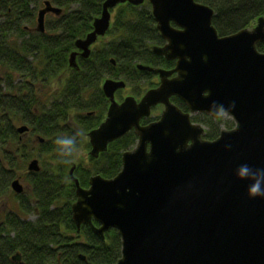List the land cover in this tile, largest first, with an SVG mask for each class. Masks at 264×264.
Instances as JSON below:
<instances>
[{
  "label": "water",
  "instance_id": "obj_1",
  "mask_svg": "<svg viewBox=\"0 0 264 264\" xmlns=\"http://www.w3.org/2000/svg\"><path fill=\"white\" fill-rule=\"evenodd\" d=\"M145 1L166 43L152 52L176 61L175 68L138 64L139 71L159 79L139 101L128 96L117 103L115 93L125 82L104 81L109 107L104 121L86 135L88 156L97 159L130 131L137 143L122 154L115 177L92 176L86 189L73 176L72 165V222L77 230L88 226L99 238L115 230L121 243L116 264H264V198L246 196L257 177L264 183V52L257 50L264 42V17L252 28L219 36L212 25L213 10L195 0H105L92 31L75 42L77 51L69 54L68 67L79 71L77 58L88 59L91 47L105 37L111 9L139 7ZM43 5L36 18L38 33L45 31L46 15L62 12L49 1ZM172 97L188 113L172 104ZM156 106L162 107L159 120L141 126ZM221 108L230 113L234 127L207 141L190 115L212 117ZM27 131L26 126L17 128L19 134ZM243 167L250 173L241 178ZM27 170L38 172V160ZM11 188L23 193L18 180ZM12 261L20 262V256Z\"/></svg>",
  "mask_w": 264,
  "mask_h": 264
},
{
  "label": "trees",
  "instance_id": "obj_2",
  "mask_svg": "<svg viewBox=\"0 0 264 264\" xmlns=\"http://www.w3.org/2000/svg\"><path fill=\"white\" fill-rule=\"evenodd\" d=\"M41 1L43 4L44 0H0V198L8 196L14 172L22 171L31 159L38 158L42 164V172L27 180L38 201L35 218L30 219L32 212L23 206L24 218L0 215V264H116L121 243L115 230L99 238L86 226L78 231L74 227L70 208L75 188L68 172L75 164L74 176L83 188L94 175L111 179L121 169L122 153L134 146L135 136L129 133L111 143L98 159L79 157L80 151L89 150L85 134L104 119L106 102L100 82L122 80L137 97L153 86L152 75L137 71L138 64L168 69L173 62L151 53L160 38L146 2L139 7L118 6L107 41L87 60H79V71L70 69L68 56L74 41L92 30L105 0H46L63 14L50 18L44 34L29 32L35 28ZM195 1L213 10L212 25L219 36L250 28L264 17V0ZM257 50L264 52V42ZM39 83L40 95L32 89ZM172 102L182 106L177 99ZM16 123L27 125L43 143L21 140ZM205 125V138H217L220 129L209 119ZM72 134H77V144L65 163L55 140ZM16 254L18 263L12 261Z\"/></svg>",
  "mask_w": 264,
  "mask_h": 264
},
{
  "label": "flooded vegetation",
  "instance_id": "obj_3",
  "mask_svg": "<svg viewBox=\"0 0 264 264\" xmlns=\"http://www.w3.org/2000/svg\"><path fill=\"white\" fill-rule=\"evenodd\" d=\"M46 0H44L43 1V3L45 2ZM50 2V1H49ZM51 3V2H50ZM104 3V2H103ZM146 2H144V4H145ZM51 5H52V3H51ZM42 6H43V4H42ZM54 8H57L56 6H54V5H52ZM43 8V7H42ZM117 8H118V6L117 7H115L114 9H111L110 10V14H111V17L113 16V19H114V15H115V13H116V10H117ZM41 8H38V10H36V18H37V14H38V11L40 10ZM57 9H60V8H57ZM61 11H62V9H60ZM101 11H102V9H101ZM63 14V11L61 12V14L60 15H62ZM59 15V16H60ZM101 15V14H100ZM59 16H56V15H53V14H48V15H46V17H45V19L47 18V17H49V18H51V17H59ZM98 18V17H97ZM113 19L111 18V20H110V26H111V23H112V21H113ZM94 21V20H93ZM92 24H93V22H92ZM253 26V25H252ZM251 26V27H252ZM36 27V26H35ZM156 27V26H155ZM110 29V28H109ZM246 29H249V28H246ZM29 32H33V33H38V32H36L35 31V28H33V29H31V30H28ZM92 31V30H91ZM90 31V32H91ZM109 31V30H108ZM46 32V25H45V31H44V33ZM89 32V33H90ZM44 33H38V34H44ZM88 34V33H87ZM86 34V35H87ZM107 34V33H106ZM85 35V36H86ZM158 35H159V33H158ZM85 36H84V38H85ZM107 37H106V35H105V37H103V38H99L98 40H97V42L91 47V50H92V52L96 49V48H100V45L101 44H103V43H105L106 41H105V39H106ZM159 38H160V42H159V44H157V45H153L152 47H151V53H152V48L153 47H163L166 43H165V41L160 37V35H159ZM82 39V38H81ZM78 39H76L75 41H74V48H73V50L71 51V53L72 52H74V51H77L76 50V47H75V42L77 41ZM91 52V53H92ZM154 55V54H153ZM156 56V55H155ZM157 57H159V56H157ZM160 58H162V57H160ZM164 59V58H163ZM79 60H84V59H82L81 57H78L77 58V63H78V65H79ZM165 60V59H164ZM166 61V60H165ZM167 62H173V66L171 67V68H168V69H165V68H162V67H152V66H148V65H144V66H148V67H151V68H153V69H163V70H172V69H174L175 68V64H176V61H167ZM140 65H142V64H140ZM137 69V68H136ZM137 71H139L138 69H137ZM140 72H145V73H147V74H150V75H152V80L151 81H153V86L152 87H146L145 88V90L139 95V96H137V97H135L134 95H132V93L130 94V95H126V96H121V93L122 92H125V90H127V89H130V87L127 85V83L125 82V84H126V87L123 89V90H119V91H117L116 93H115V100H116V102L117 103H121L123 100H124V98H126V97H128V96H132V97H134L137 101H139L140 99H141V97L145 94V92H147L148 90H150V89H154V88H156L157 86H158V83H159V79H158V75L157 74H155V73H149V72H146V71H140ZM176 74H174L172 77H174ZM107 79H110V78H105V79H103L101 82H100V84H99V91H100V93H101V95H102V97L104 98V100H105V102H106V111H105V115H104V119H105V117H106V113H107V110H108V107H109V101H108V99L105 97V95H104V93H103V91H102V85H103V83H104V81L105 80H107ZM112 80H114V79H112ZM25 81H27V82H29L28 81V79L27 80H25ZM114 81H122V80H114ZM56 87H54V89H55ZM32 89H33V91L34 92H36V90H38V95H40L41 93H42V86L40 85V83L39 84H36V85H34L33 87H32ZM172 99H177L178 101H180V105H182V106H179V105H176L175 103H173L172 102ZM170 101H171V103L172 104H174L176 107H178L182 112H184V113H188V108H187V106L180 100V99H178L177 97H172L171 99H170ZM182 107V108H181ZM183 107L186 109V111H183L184 109H183ZM156 111H158V115L157 116H152V114L154 113V112H156ZM161 111H162V107L161 106H156V107H154V108H152L151 109V113H150V116L148 117V118H144V119H142L141 120V122H140V125L141 126H146V125H148V124H150V123H153V122H156V121H158L159 120V118H160V114H161ZM89 115H91L92 113H88ZM104 119L102 120V122L104 121ZM208 119L213 123V126H215L214 125V123H218L219 121H220V119H214V118H211V117H207V116H205V115H201V114H197V115H190V121H191V123L192 124H196V125H199V126H201L202 128H203V130H204V139L205 140H207L205 137H206V132L208 131V127H206V122H208ZM101 122V123H102ZM100 123V124H101ZM99 124V125H100ZM98 125V126H99ZM21 126H26L27 128H28V131L27 132H25L24 134H19L18 132H17V128H19V127H21ZM21 126H19V127H16V132L18 133V135L20 136V139L21 140H27L29 143H31V144H34V145H40V144H42L43 142H40L39 140H40V138L42 139V137L39 135V134H37V133H35L34 131H32V129L31 128H29L27 125H21ZM205 127L207 128V130H205ZM96 129V128H95ZM94 130V129H93ZM222 130L220 129L219 130V133L221 132ZM129 133H133V135L135 136V143H134V146H136V143H137V137H136V135L134 134V132L133 131H130ZM128 133V134H129ZM127 134V135H128ZM126 135V136H127ZM124 138V137H123ZM85 139L87 140V138H86V134H85ZM122 139V138H121ZM216 139V138H215ZM214 139V140H215ZM43 140V139H42ZM207 141H213V140H207ZM87 142H88V140H87ZM89 144V143H88ZM133 146V147H134ZM88 157V156H87ZM35 159H37L38 160V158H35ZM85 159V158H84ZM32 160H34V159H31V160H29L28 162H27V164H26V166H25V168L22 170V171H17V172H14V179L13 180H11L10 181V184H9V189H10V192L8 193V196L7 197H5V196H2L1 198H0V200H1V202L3 203V208H2V211H3V213H1V215H5V214H7V213H10V214H12V215H14V216H16V217H19V218H24V216L22 215V212L24 211L23 210V208H22V206L26 209V207H28L29 209L28 210H30L31 212H32V214H33V216H31L30 217V219L32 218V217H34V213H37L38 211H37V209H36V204L38 203V201L36 200V192H35V190L34 189H32L31 188V185H29V183L27 182V180H28V178H29V175H31V174H37V173H41L42 172V164H41V162L38 160V168H39V171L38 172H36V173H34V172H28V170H27V168H28V164L32 161ZM72 167V166H71ZM15 180H18L19 181V183L21 184V186H22V188H23V193H21V194H16L15 192H13L12 191V188H11V184H12V182H14ZM73 184V183H72ZM83 188V187H82ZM86 188H88V186L86 187ZM85 188V189H86ZM11 195V197L14 199V200H16L17 202H16V207H17V209H14L13 207H11V206H8V203H7V199L9 198V196ZM74 197H75V192H74ZM40 200H42V195H40ZM74 202H75V200H74ZM73 202V203H74ZM25 204H27L28 206H26ZM71 209V208H70ZM1 218V217H0ZM35 218V217H34ZM84 226V225H83ZM87 227V226H86Z\"/></svg>",
  "mask_w": 264,
  "mask_h": 264
},
{
  "label": "clouds",
  "instance_id": "obj_4",
  "mask_svg": "<svg viewBox=\"0 0 264 264\" xmlns=\"http://www.w3.org/2000/svg\"><path fill=\"white\" fill-rule=\"evenodd\" d=\"M215 119H222L230 115L226 109L221 108L215 114H210ZM77 134L61 136L55 140V144L58 146V154L64 158L62 162H69V158L72 157L76 144ZM250 173V169L247 167H243L239 170L238 175L241 178L247 177ZM246 196L248 199H262L264 198V183L261 182L259 177L255 180V182L251 183L246 189Z\"/></svg>",
  "mask_w": 264,
  "mask_h": 264
},
{
  "label": "rangeland",
  "instance_id": "obj_5",
  "mask_svg": "<svg viewBox=\"0 0 264 264\" xmlns=\"http://www.w3.org/2000/svg\"><path fill=\"white\" fill-rule=\"evenodd\" d=\"M43 6H42V1H41V5H40V8H42ZM38 10V9H37ZM112 19H113V16L111 17ZM50 20V18L49 17H47L46 19H45V25H46V23L48 22ZM105 41H106V39H105ZM131 94V90L130 89H127V90H125V92H122L121 93V96H126V95H130ZM158 115V111H156V112H154L153 114H152V116H157ZM22 125V123H16V126L17 127H19V126H21ZM214 125H215V127L217 126L218 127V129H221V130H230V129H232L233 127H234V123H233V121L229 118V117H225V118H222V119H220V121L218 122V123H214ZM207 127V126H206ZM205 127V130H207V128ZM83 149V148H82ZM84 152V153H83ZM79 157L81 158V159H83V158H86L87 157V152H85V151H80V155H79ZM83 157V158H82ZM7 201V203H8V206H11V207H13L14 209H17V207H16V200H14L12 197H11V195L9 196V198L6 200ZM2 208H3V203L1 202V200H0V215H1V213H3V211H2ZM31 219H34V217H32Z\"/></svg>",
  "mask_w": 264,
  "mask_h": 264
}]
</instances>
